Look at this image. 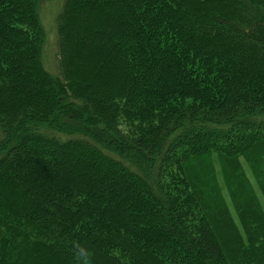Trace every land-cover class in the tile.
Listing matches in <instances>:
<instances>
[{
	"label": "trees",
	"instance_id": "16d2710c",
	"mask_svg": "<svg viewBox=\"0 0 264 264\" xmlns=\"http://www.w3.org/2000/svg\"><path fill=\"white\" fill-rule=\"evenodd\" d=\"M249 174L264 0H0V264H264Z\"/></svg>",
	"mask_w": 264,
	"mask_h": 264
},
{
	"label": "rangeland",
	"instance_id": "374dc122",
	"mask_svg": "<svg viewBox=\"0 0 264 264\" xmlns=\"http://www.w3.org/2000/svg\"><path fill=\"white\" fill-rule=\"evenodd\" d=\"M55 41L53 40V38L51 37L50 38V43H49V53L51 56L54 55V51H55ZM48 55V54H47ZM249 178L251 179V183H252V186L254 188V190L256 191V195L257 197L259 198L260 202L262 203L263 207H264V201H263V197L261 196V194L259 193V189L257 187V184L255 182V180L252 178V176L249 174ZM232 211V210H231ZM264 211V210H263ZM233 212V211H232Z\"/></svg>",
	"mask_w": 264,
	"mask_h": 264
},
{
	"label": "clouds",
	"instance_id": "9594fccd",
	"mask_svg": "<svg viewBox=\"0 0 264 264\" xmlns=\"http://www.w3.org/2000/svg\"><path fill=\"white\" fill-rule=\"evenodd\" d=\"M76 247L78 248V255L80 257H86L87 253L85 252V250L82 247H80L79 245H77Z\"/></svg>",
	"mask_w": 264,
	"mask_h": 264
}]
</instances>
